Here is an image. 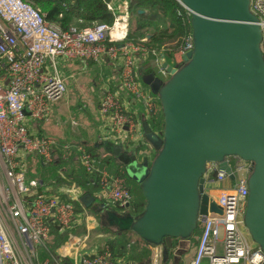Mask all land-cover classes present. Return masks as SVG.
<instances>
[{"label": "built area", "instance_id": "2783aa9c", "mask_svg": "<svg viewBox=\"0 0 264 264\" xmlns=\"http://www.w3.org/2000/svg\"><path fill=\"white\" fill-rule=\"evenodd\" d=\"M178 5L190 24V13ZM106 9L114 16L111 25L62 31L46 23L28 2L0 0V264H60L47 247L51 229L55 226L60 233H67L76 224L74 203L81 192L76 187L63 188L69 201L59 194L38 193L41 182L27 179L28 156L37 157L39 164L45 166L55 163L58 154L64 157L75 151L83 171L98 176L106 201L104 207L112 204L123 210L132 200L124 179L110 176L81 146L60 145L52 138L31 135L29 131L30 123L48 119L53 105L67 93L66 83L58 72V59L94 65L108 62L119 65L118 85L116 91L109 87L102 90L99 116L108 120L113 133L124 135L127 143L146 145L132 109L119 99V90L141 105L149 123L161 113V108L158 99L139 84L136 60L153 58L157 75L164 80L168 77L162 69L165 58L148 48L146 39L127 40L130 29L127 0L107 3ZM249 9L262 31L264 55V0H250ZM118 11L122 14L117 15ZM192 48L189 33L173 54V66L182 65ZM227 161L235 176L233 182L218 170L217 164L206 167L204 193L215 202L221 215L198 216L201 234L188 264H264V253L251 241L242 222L250 164L238 158ZM39 249L48 257H41ZM79 264L116 263L105 245L96 254L81 257Z\"/></svg>", "mask_w": 264, "mask_h": 264}, {"label": "water", "instance_id": "95a60500", "mask_svg": "<svg viewBox=\"0 0 264 264\" xmlns=\"http://www.w3.org/2000/svg\"><path fill=\"white\" fill-rule=\"evenodd\" d=\"M175 1L190 13L193 48L180 67L162 63L169 78L158 90L152 86L157 79L145 77L163 119L161 137L143 128L156 155L144 164L122 155L119 147L113 152L126 176L139 184L144 210L134 218L104 211L108 208L90 197L81 203L101 213L108 227L151 245L154 262L160 264L170 252L187 253L198 216L221 215L204 193L207 165L217 164L233 182L227 159L238 158L250 164L243 226L264 253L262 31L250 12V0Z\"/></svg>", "mask_w": 264, "mask_h": 264}, {"label": "trees", "instance_id": "16d2710c", "mask_svg": "<svg viewBox=\"0 0 264 264\" xmlns=\"http://www.w3.org/2000/svg\"><path fill=\"white\" fill-rule=\"evenodd\" d=\"M24 1L39 11L46 23L57 26L62 31H68L71 28L80 29L97 24L111 25L114 16L106 9V4L116 0ZM127 1L129 2V24L132 23L133 27L131 31L129 29L127 40L138 42L149 37V40L146 41L148 48L164 56L166 62L168 58L172 61V55L182 46L184 38L191 33L190 24L187 17H185L184 11L175 0ZM149 60L151 67L144 68V72L157 77L154 72L153 58H149ZM167 80H162V82ZM148 125L154 134L161 137L163 130L162 114L160 113L156 118H153ZM74 152L72 151L69 155ZM57 156L59 160L58 165H54V163L45 166L38 164L43 172L53 168L56 170L55 175H52L54 176L53 181L40 178L41 185L76 187L81 192L80 196L85 197L89 195L92 186H96L98 183V176L89 175L82 168L76 172L74 167L69 165L70 161L66 162L67 159H64L60 154ZM114 158L108 155L103 157L101 161L110 169L109 172L113 175L111 176L123 178L130 190L132 200L128 207L123 208L124 214L138 217L142 214L145 207V200L141 194V189L137 185H128L129 181L126 173L118 167ZM72 168L75 173L72 171ZM40 191L41 189L38 190V193ZM127 234L128 232H121L119 237L116 236L115 240L108 243L111 258H126L134 264H151L153 257L152 246L140 239L132 245ZM51 236L54 238L55 244L59 243L60 246L67 238L55 226L51 229ZM59 247L56 246L55 250ZM171 255L172 253L170 252L168 258ZM65 260L66 262L64 263L68 264L67 259Z\"/></svg>", "mask_w": 264, "mask_h": 264}, {"label": "crops", "instance_id": "0c3cea01", "mask_svg": "<svg viewBox=\"0 0 264 264\" xmlns=\"http://www.w3.org/2000/svg\"><path fill=\"white\" fill-rule=\"evenodd\" d=\"M147 40H149V38H146V41ZM172 59H173V55H172ZM150 64L151 62L149 58L146 59V58L138 57L136 60L137 78L139 84H141L144 90H146L147 88L149 89V87L145 84L144 81L147 80L145 79V77L147 78L149 74H146L144 72L145 71L144 68L151 67ZM169 65L173 66L174 65L173 61L172 64ZM57 67L60 76L64 79L66 83L67 86L66 94H68L71 91L70 89L75 85L76 81L78 80L77 78L80 77L79 75L80 74L82 75L84 73L87 74V72L89 71H96L99 74L98 84L92 83V85L94 86L97 85L98 87L97 92H99V97L101 96L102 90H104L105 88L109 87L112 89V91H116L118 85V71H119V65L116 63L111 64L108 62H104L99 65H94L90 62L63 60L58 63ZM154 72L155 75L157 76L155 77V79L162 81L163 80L162 77L157 75V69L155 68V66H154ZM119 93H120L119 95L120 101L126 105H129V107L132 109V112L135 115V118L139 125L140 132L142 134L144 126L146 125L149 127V125L148 122L146 121V117L141 105L135 102L133 99H130V97L125 92L119 90ZM63 99L65 100L66 98L64 97ZM86 103L88 105L93 106L94 109L96 110V113H94L93 115L91 114L88 115V117L85 119L88 122L85 130L82 132V134L71 139L73 140V142H77V143H72L71 145L81 146L83 149H85V151H87L88 154L91 155L92 158L98 162L99 166H103L108 171L109 174H110L109 172L110 169L104 164L103 161H101V159L108 155L113 156L114 150L118 147L120 148V153L122 155L132 156L139 163L148 164V162L151 161L150 159L152 155H150V152L153 149L147 144V142L143 137V134H142V140L145 141L146 144L145 146L139 147L127 143V141H125L124 135L123 136L122 134L116 135L115 133L112 132L108 120L100 118L98 113V101L95 100L89 101V99H87ZM68 110H69L68 107L66 108L64 104H59V103L54 104L52 107L51 115L48 119L40 123H30L29 125L30 134L40 135V136L46 135L45 137L48 136L49 138L52 137V139H54L60 145L67 144L60 141L62 137L61 134L59 133L60 130L59 121H62L66 116L70 117ZM77 157L78 154L76 152L72 153L71 155H66L63 157L64 159H67L66 162L68 161L71 162L69 163V165H71L72 167H73L72 164L75 163L77 168L74 169L76 172L82 168L79 162V158ZM58 163L59 160L57 159L54 165H58ZM116 163L119 168L124 170V166L121 165V163H119L117 159H116ZM74 169L72 168L73 172ZM111 175L112 174H110V176ZM97 184L96 186L94 185L92 186L91 192L89 193V195L85 196V198L90 197L93 200V202H98L104 205L106 204L105 198L103 196L104 194L103 192H101L102 190L100 189L99 184L98 186ZM60 187H61L60 189L63 188L66 189L65 187L67 186H60ZM53 191L55 190H53L51 186L42 184V189L40 193L50 194L53 193ZM83 198L84 197L80 196L78 202L74 203L77 212V220L74 228L67 233H61L68 238L66 239L68 240V242L64 245V250L63 247L62 249H60V252H62L61 253L62 258L67 259L68 264H79L81 257L96 254L97 252L101 251L102 247H104L105 245L108 246L109 242L115 240L116 236L119 237V234H121L122 232V231H118L117 229L108 227L107 224L104 222L102 214L99 213L98 211H93L91 209V206L85 207L83 203H81V200ZM96 218L97 219L100 218L99 219L100 222L97 221ZM127 237L131 238L130 243L132 245L133 243L138 241V237L131 232H128ZM75 244H78L77 248L73 247V245ZM151 250L154 258L155 253L153 247L151 248ZM191 258H189V260L187 261L188 263L191 260ZM112 261L115 262L116 264H134L131 261L127 260L126 258L115 257V259H112ZM63 262H61V264H63Z\"/></svg>", "mask_w": 264, "mask_h": 264}, {"label": "rangeland", "instance_id": "374dc122", "mask_svg": "<svg viewBox=\"0 0 264 264\" xmlns=\"http://www.w3.org/2000/svg\"><path fill=\"white\" fill-rule=\"evenodd\" d=\"M121 14H122V12H119V11L117 12V15H121ZM131 29H133L132 23H130V31H131ZM261 49H263V42L261 44ZM61 61H63V60L58 59L56 62L58 64ZM167 62L172 64V61L170 58L167 59ZM79 76L80 77L77 78L78 80L76 81L75 85L70 89L71 91L68 94H66V96H65L66 99L65 100L62 99L61 101L58 102L59 104H64V106L66 108L68 107V109H69L68 112H69L70 117L66 116L62 121H59V128H60L59 133L61 134V137H62L60 141L67 143V144L77 143V142H73V140H71V139L82 134V132L85 130L86 125L88 123L85 119L88 117L89 114L93 115L94 113H96V110L94 109V107L91 105H88L86 103V100L89 99V101H91V100L99 101V92H97L98 87H97V85H95V86L92 85V83L98 84V81H99L98 72L89 71V72H87V74L84 73L82 75L80 74ZM166 79H168V77ZM166 79H164V80H166ZM161 82L162 81L157 79V80L153 81L152 86L154 88H156V90H158V87L160 86ZM144 91H147L153 97H156L151 93L150 89L147 88ZM24 114H26L25 110H24ZM57 134H58V132H57ZM142 134L144 137V132ZM50 138H52V137H50ZM150 155H152V157L150 159L152 161L156 155V152L154 150H151ZM38 161L39 160L35 156H28L26 158L27 179L28 180H34L35 179V180L40 181V178L41 179L44 178V179H50L49 181L52 182L53 177H54L52 175H55L56 170L53 168L49 171L43 172V170L41 168H39V165H38L39 162ZM150 162H148V164ZM72 165L74 168H77L75 163H73ZM128 181H129V183H128L129 186H131V184H133V185H137L138 187H140L138 183L130 180L129 178H128ZM51 187L53 188V190H55V191H53V194H59L63 199L69 201L68 197L66 196V193H65V195L63 194V190L60 189L61 188L60 186H51ZM106 208H108V209H105L104 211L107 210V211H110V212L116 213V214H120L123 211V210H120V208L119 209L115 208L112 204H109V206H107ZM99 219L96 218V220L100 222ZM200 234H201V228H200V226H198V229L196 230L193 238L190 241L187 253L185 255H181V256L177 253H175V254L172 253V255L165 262L161 261L160 264H187L188 263L187 261L189 260V258H191L193 252L195 251V249L198 245V240H199ZM66 239H68V238H66ZM66 239L63 242V244L60 246L59 243L55 244L56 242H55L54 238H52V236H51L49 244L47 245V247L49 249V253L51 252L52 254H54V256L60 260V264H61V262L66 261V260H61L59 258V257H62L61 256L62 252H60V249H62V247H63V250H64V245L68 242V240H66ZM129 239L131 240V238H129ZM56 246H58V247L60 246V247L57 248V250H55ZM38 253L43 258L48 257V255L40 249L38 250ZM63 255H64V252H63ZM152 259L153 260H151V264H155V262H153L154 261L153 257H152ZM63 264H64V262H63Z\"/></svg>", "mask_w": 264, "mask_h": 264}]
</instances>
